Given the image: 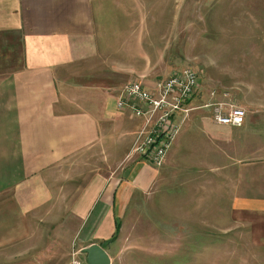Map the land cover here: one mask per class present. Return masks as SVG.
<instances>
[{
	"label": "crops",
	"instance_id": "1",
	"mask_svg": "<svg viewBox=\"0 0 264 264\" xmlns=\"http://www.w3.org/2000/svg\"><path fill=\"white\" fill-rule=\"evenodd\" d=\"M130 1L0 0V264H59L73 242L85 258L84 248L100 246L113 264L120 221L146 207L164 179L127 157L140 122L116 107L126 82L153 89L158 75L141 54L140 27L119 11ZM233 6L246 28L224 37L207 64H234L233 86L219 87L245 111L244 123L200 133L218 138L221 233L264 264V0ZM245 64L260 68L249 77ZM124 252L116 255L128 260Z\"/></svg>",
	"mask_w": 264,
	"mask_h": 264
},
{
	"label": "rangeland",
	"instance_id": "2",
	"mask_svg": "<svg viewBox=\"0 0 264 264\" xmlns=\"http://www.w3.org/2000/svg\"><path fill=\"white\" fill-rule=\"evenodd\" d=\"M234 2L131 0L124 8L120 6V12L131 13L129 25L141 29L138 41L146 50L141 54L146 55L150 64H156V82L174 70L192 68L198 73L200 86L191 100L193 110L175 141L177 148L164 167L158 168L164 174L162 183H158L154 195L147 198L146 207L129 210L119 223L115 235L118 243L111 248L115 253L113 264H261L256 256H251L253 251L249 244L236 245L235 237L221 233L220 226L227 221V214L219 210L222 200L214 176L218 138L200 133L215 124L212 120L214 104L235 106L232 95L219 87L222 81L233 86L227 80H233L229 78H233L234 64H207L218 59V46L224 37H231L236 29L240 32L246 28L247 22L242 20L241 10L234 9ZM138 30L133 36H138ZM245 67L246 75L253 77L260 65L245 64ZM220 71L232 77L221 79ZM261 74L258 80L264 79V72ZM191 126L199 132H190ZM220 128L215 127L217 131ZM131 147L132 144L128 154ZM141 203L142 199L137 201L138 205ZM172 225L175 228H171ZM132 233L139 241L124 247L120 237L127 239ZM74 243L66 250L65 262L61 256L59 264L68 263L70 254L79 250ZM123 250H127L128 260L119 257ZM236 250L241 252L237 258Z\"/></svg>",
	"mask_w": 264,
	"mask_h": 264
},
{
	"label": "built area",
	"instance_id": "3",
	"mask_svg": "<svg viewBox=\"0 0 264 264\" xmlns=\"http://www.w3.org/2000/svg\"><path fill=\"white\" fill-rule=\"evenodd\" d=\"M199 86L198 73L192 68L174 70L167 78L156 82L153 89L145 87L140 79L126 82L120 89L116 107L140 122L127 157L136 156L154 168H161L193 110L191 100ZM214 105L212 120L216 125H243L245 111L242 108L227 103ZM69 264H87V261L77 250L71 253Z\"/></svg>",
	"mask_w": 264,
	"mask_h": 264
},
{
	"label": "water",
	"instance_id": "4",
	"mask_svg": "<svg viewBox=\"0 0 264 264\" xmlns=\"http://www.w3.org/2000/svg\"><path fill=\"white\" fill-rule=\"evenodd\" d=\"M86 256L87 264H111L110 257L104 249L98 245H91L82 250Z\"/></svg>",
	"mask_w": 264,
	"mask_h": 264
}]
</instances>
